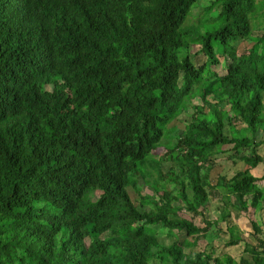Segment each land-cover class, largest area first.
<instances>
[{"label": "trees", "instance_id": "trees-1", "mask_svg": "<svg viewBox=\"0 0 264 264\" xmlns=\"http://www.w3.org/2000/svg\"><path fill=\"white\" fill-rule=\"evenodd\" d=\"M196 2L0 0V264H264L255 219L225 226L238 260L184 251L264 214V0H221L213 30L184 26ZM223 154L246 168L211 183Z\"/></svg>", "mask_w": 264, "mask_h": 264}, {"label": "rangeland", "instance_id": "rangeland-1", "mask_svg": "<svg viewBox=\"0 0 264 264\" xmlns=\"http://www.w3.org/2000/svg\"><path fill=\"white\" fill-rule=\"evenodd\" d=\"M209 6H213L212 10H208ZM221 10V0H197V2L192 6L190 13L185 21V27H188L187 29H192L191 25H195L196 27L201 26L202 30L204 28H208V30H213L214 28H217L220 25V21L217 19V15L219 14V11ZM254 26L255 24L252 23ZM263 25V22L261 23ZM257 29H253L252 36H256L258 34ZM213 45L216 47V51H219V47L217 43L214 41ZM251 44L247 41L240 42L238 48L240 50L242 48H247ZM198 50L197 46L191 45L187 52L190 53V55L194 56L196 51ZM204 60V57L201 55H196L195 57V63L201 64ZM211 69L216 72L219 75H224V70L221 68V65L212 66ZM48 90H50V87H47ZM200 100L198 98H195L192 101V104H200ZM192 113L191 105L189 106L188 110L182 115V118L186 121L190 120V115ZM183 119L179 118L178 121L175 122L174 125H176V128L179 130V132L183 129ZM183 121V122H182ZM174 123V122H173ZM172 123V124H173ZM170 125V127L172 126ZM232 132V131H231ZM176 135L172 132V130H169L164 136L163 139H167L170 141V143L173 141ZM170 139V140H169ZM257 140H263L264 139V132L258 133L256 136ZM167 145H170L169 143ZM227 147H224L226 149ZM164 152L163 148H159L157 150V153L159 155ZM259 152L261 155L264 156V145H261L259 148ZM215 161L217 166L212 169L209 173V180L211 183H214L218 177V175H226L227 177H230L233 175L236 171L243 170L246 168V166L243 164L242 161L237 160L235 158V161L232 162L227 158V155H216ZM172 163L165 162L162 165V168L166 171ZM263 172V165H259L257 168L252 170L251 173L254 175H261ZM140 186L142 187L143 194H151L153 189L156 188V186H160L161 183H158L154 180H151L148 185H144L143 182H139ZM128 192L131 195L132 200L135 199V196L133 195V192L131 189H128ZM207 212L210 215L211 218H215L219 214L220 208H222V203L216 198L210 197L208 204L206 205ZM186 214V213H181ZM187 217V216H186ZM257 220L259 224L264 221V214H260L259 212H255V216L251 214V211H249V214L241 213L237 218L234 217V214L229 217L226 222H221L219 224V229L221 230V233L218 231L217 228H211V230L208 232V235L205 239L199 240L196 242V244L191 247V249H184L185 252H188L189 250L192 252H199L202 250H205L206 252H214L215 255H221V254H228L235 260H238L242 253L243 243H239L237 246L234 247H226L225 242L228 238L226 234H224L225 226L228 222L229 225L233 224L236 226V228L240 231V234L243 238H247V240L252 241V237L250 236L251 226H250V220ZM194 222L196 224H199L198 218H194ZM158 236L161 238H164V243L169 244L170 239L165 237L164 230L160 229L158 231ZM180 239H183V236L181 234ZM186 240L189 243L193 242V238H186Z\"/></svg>", "mask_w": 264, "mask_h": 264}]
</instances>
